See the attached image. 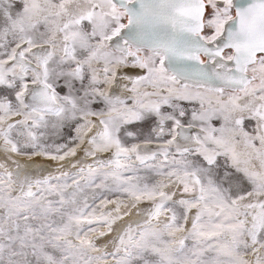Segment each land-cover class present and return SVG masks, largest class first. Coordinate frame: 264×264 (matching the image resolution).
<instances>
[{"label":"snow or ice","instance_id":"obj_1","mask_svg":"<svg viewBox=\"0 0 264 264\" xmlns=\"http://www.w3.org/2000/svg\"><path fill=\"white\" fill-rule=\"evenodd\" d=\"M0 264H264V0H0Z\"/></svg>","mask_w":264,"mask_h":264}]
</instances>
